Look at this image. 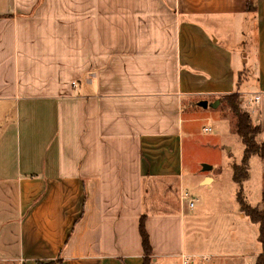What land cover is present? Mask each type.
I'll use <instances>...</instances> for the list:
<instances>
[{
  "label": "crops",
  "instance_id": "crops-1",
  "mask_svg": "<svg viewBox=\"0 0 264 264\" xmlns=\"http://www.w3.org/2000/svg\"><path fill=\"white\" fill-rule=\"evenodd\" d=\"M235 93L264 142V0H0V264H144L143 214L149 264H255L241 209L187 250L153 196L182 187L185 112Z\"/></svg>",
  "mask_w": 264,
  "mask_h": 264
},
{
  "label": "rangeland",
  "instance_id": "rangeland-1",
  "mask_svg": "<svg viewBox=\"0 0 264 264\" xmlns=\"http://www.w3.org/2000/svg\"><path fill=\"white\" fill-rule=\"evenodd\" d=\"M244 51L247 52L246 49ZM248 99V96L242 97L244 106ZM185 119L186 124L191 125L194 131L193 135L186 134L184 139L182 187L177 180L170 188L160 186L153 196L160 199L158 200L160 206L166 203L165 212L169 214H177L182 206L183 216L186 215L184 220L187 223L185 226L187 250H194L206 248L208 245V243L199 245L201 238L194 229L196 223L199 224L202 233L212 235L214 240H221L227 235L235 240L239 232L238 223L241 220L237 200L239 189H243L247 203L252 206H257L260 193L256 187L257 175L254 166L250 172L251 176L244 180L242 185L237 184L232 178L233 164L241 161L245 145L236 131V117L227 101L218 107L210 106L206 111L201 109L193 114L185 112ZM205 127H211V130L206 131ZM228 147H232L231 152L228 151ZM206 165H211L212 168L206 170ZM220 170L222 175L214 184L200 182L203 175H216ZM244 221L250 229L249 235L252 239L249 242L250 246L260 250L261 243L254 237L255 234L259 235L258 224L252 222L248 216Z\"/></svg>",
  "mask_w": 264,
  "mask_h": 264
},
{
  "label": "trees",
  "instance_id": "trees-1",
  "mask_svg": "<svg viewBox=\"0 0 264 264\" xmlns=\"http://www.w3.org/2000/svg\"><path fill=\"white\" fill-rule=\"evenodd\" d=\"M227 101L229 107L236 117L235 128L240 135L245 148L244 154L239 163L233 164V180L242 185L243 181L249 176V160L252 155L258 154L264 158V142L258 140V135L261 131V126L252 122L249 114L242 110L239 101V94L227 95L223 98ZM237 200L240 209L254 223L259 224L258 240L262 245V251L258 255L255 264H264V210L247 203L243 194V189L240 188L237 193ZM146 214H143L140 220V233L142 237V245L144 250V264H149L153 255V246L150 241V236L146 228ZM38 264H58L57 262L38 263Z\"/></svg>",
  "mask_w": 264,
  "mask_h": 264
},
{
  "label": "water",
  "instance_id": "water-1",
  "mask_svg": "<svg viewBox=\"0 0 264 264\" xmlns=\"http://www.w3.org/2000/svg\"><path fill=\"white\" fill-rule=\"evenodd\" d=\"M219 104H220V100H216L212 105L216 107V106H218ZM201 105L204 106V107H207V106H208V102H207V101H203V102H201ZM211 168H212L211 165H206V166H205V169H206V170H210ZM205 181H206V182L209 181V178L206 179Z\"/></svg>",
  "mask_w": 264,
  "mask_h": 264
},
{
  "label": "built area",
  "instance_id": "built-area-1",
  "mask_svg": "<svg viewBox=\"0 0 264 264\" xmlns=\"http://www.w3.org/2000/svg\"><path fill=\"white\" fill-rule=\"evenodd\" d=\"M259 99V97H257V100ZM206 131H210L211 128H205ZM191 205H193V202L191 203ZM188 261V260H187Z\"/></svg>",
  "mask_w": 264,
  "mask_h": 264
}]
</instances>
